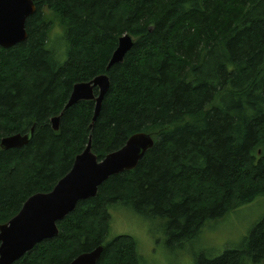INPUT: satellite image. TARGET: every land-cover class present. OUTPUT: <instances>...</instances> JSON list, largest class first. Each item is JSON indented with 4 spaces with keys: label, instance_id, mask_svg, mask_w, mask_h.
<instances>
[{
    "label": "trees",
    "instance_id": "1",
    "mask_svg": "<svg viewBox=\"0 0 264 264\" xmlns=\"http://www.w3.org/2000/svg\"><path fill=\"white\" fill-rule=\"evenodd\" d=\"M33 2L26 39L0 47V139L32 129L25 145L0 146V224L49 192L88 140L97 159L138 132L154 144L12 264H68L98 246L96 264H139L133 236L107 239L110 208L162 220L175 245L264 195V0ZM55 26L64 62L49 48ZM126 33L133 45L106 69ZM100 74L109 88L90 126L93 100L65 104L75 83ZM195 264H264V214L240 246Z\"/></svg>",
    "mask_w": 264,
    "mask_h": 264
},
{
    "label": "water",
    "instance_id": "2",
    "mask_svg": "<svg viewBox=\"0 0 264 264\" xmlns=\"http://www.w3.org/2000/svg\"><path fill=\"white\" fill-rule=\"evenodd\" d=\"M35 9L33 0H0V47L8 48L26 39L25 21ZM133 42L130 34L121 35L106 69L121 62ZM94 88L97 89L96 94ZM108 88L109 78L106 74L77 82L72 86L65 107L81 100H93L92 126ZM50 122L52 128L57 130L59 116L52 117ZM31 134L32 129L27 134L4 136L0 139V146L3 149L21 147L29 141ZM153 144L149 134L138 132L131 135L119 149L97 159L88 140L84 149L75 156L70 170L49 192L29 196L12 218L0 224V264H12L42 240L56 236L57 222L73 211L78 201L95 196L98 186L109 176L135 168ZM101 252L102 246H98L79 254L68 264H96Z\"/></svg>",
    "mask_w": 264,
    "mask_h": 264
},
{
    "label": "rangeland",
    "instance_id": "3",
    "mask_svg": "<svg viewBox=\"0 0 264 264\" xmlns=\"http://www.w3.org/2000/svg\"><path fill=\"white\" fill-rule=\"evenodd\" d=\"M63 37L62 28L55 26L49 48L59 62L66 60ZM109 212L107 239L118 234L133 236L139 264H195L200 255L211 258L226 247L240 246L243 237L264 214V195L229 211L222 218L206 221L195 236L175 245L167 243L162 220L147 218L125 205L110 208Z\"/></svg>",
    "mask_w": 264,
    "mask_h": 264
}]
</instances>
